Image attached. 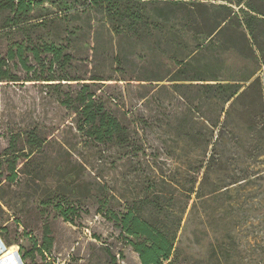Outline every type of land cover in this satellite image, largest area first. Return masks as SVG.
I'll return each mask as SVG.
<instances>
[{"label":"rangeland","instance_id":"obj_1","mask_svg":"<svg viewBox=\"0 0 264 264\" xmlns=\"http://www.w3.org/2000/svg\"><path fill=\"white\" fill-rule=\"evenodd\" d=\"M41 1L59 9L51 6L55 0ZM203 3L221 30L199 53L201 70L190 74L202 82L155 90L170 104L165 137L177 143L157 169L97 164L64 130L69 122L49 133L66 112L50 107L45 115L39 88L0 83V264H142L129 243L136 241L103 214L101 203L125 213L146 190L159 203L145 206L144 216L157 233L175 237L170 261L264 264V0ZM5 17L0 15V27ZM0 36L3 54L11 37ZM14 39L21 41L22 34ZM8 71L26 75L20 67L9 65ZM31 127L48 133L53 146L29 168L19 167L10 182L14 159L3 154ZM216 141L215 162L208 164ZM58 207L71 211L70 221Z\"/></svg>","mask_w":264,"mask_h":264},{"label":"trees","instance_id":"obj_2","mask_svg":"<svg viewBox=\"0 0 264 264\" xmlns=\"http://www.w3.org/2000/svg\"><path fill=\"white\" fill-rule=\"evenodd\" d=\"M203 1L55 0L51 6L59 9L54 12L41 0H0V15L6 14L0 35L11 37L0 52V83L39 88L45 115L50 107L67 114L49 133L69 122L64 130L90 151L97 164L126 166L132 171L157 169L177 143L165 137L170 104L159 101L155 90L202 82L190 74L201 70L199 53L221 30L219 21L205 13L208 6ZM38 10L44 14L36 17ZM20 34L21 41L14 39ZM9 65L20 67L25 77L11 75ZM47 134L31 127L14 137L3 154L14 159L10 182H15L19 167L29 168L35 156L53 146ZM216 144H212L208 164L215 162ZM148 192L125 213L108 207L110 203L104 200L103 214L136 241L129 243L142 264H179L170 261L175 237L168 240L157 233L144 216L145 206L159 203V199L150 200ZM58 208L61 217L70 221L71 211Z\"/></svg>","mask_w":264,"mask_h":264},{"label":"bare ground","instance_id":"obj_3","mask_svg":"<svg viewBox=\"0 0 264 264\" xmlns=\"http://www.w3.org/2000/svg\"><path fill=\"white\" fill-rule=\"evenodd\" d=\"M0 250H1V245H0ZM6 250H8V249H6ZM3 252H4V250H3ZM13 258H14L13 256H10V255L7 256V260H9V261H13Z\"/></svg>","mask_w":264,"mask_h":264},{"label":"water","instance_id":"obj_4","mask_svg":"<svg viewBox=\"0 0 264 264\" xmlns=\"http://www.w3.org/2000/svg\"><path fill=\"white\" fill-rule=\"evenodd\" d=\"M0 245H1V250H0V252L2 253V252H3V249H4L5 247H4V244L2 243L1 240H0Z\"/></svg>","mask_w":264,"mask_h":264}]
</instances>
